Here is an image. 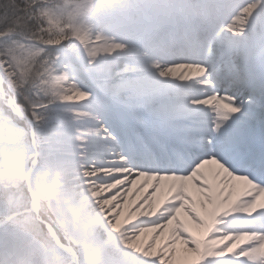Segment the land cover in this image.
I'll use <instances>...</instances> for the list:
<instances>
[{
  "label": "snow or ice",
  "instance_id": "6c2138e0",
  "mask_svg": "<svg viewBox=\"0 0 264 264\" xmlns=\"http://www.w3.org/2000/svg\"><path fill=\"white\" fill-rule=\"evenodd\" d=\"M0 264H264V0H0Z\"/></svg>",
  "mask_w": 264,
  "mask_h": 264
}]
</instances>
